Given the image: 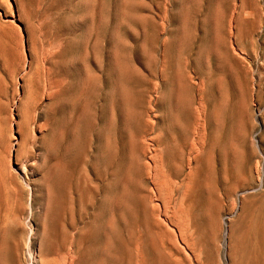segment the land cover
Listing matches in <instances>:
<instances>
[{
	"label": "rangeland",
	"instance_id": "1",
	"mask_svg": "<svg viewBox=\"0 0 264 264\" xmlns=\"http://www.w3.org/2000/svg\"><path fill=\"white\" fill-rule=\"evenodd\" d=\"M6 1L8 12L16 18L12 23L16 33L9 38L0 34V161L4 163L6 158L0 185V264H33L32 256L37 254L43 264H151L147 241L158 237V230L153 221L144 224L138 200L141 186L150 191L154 188L156 163L168 185L178 187L170 206L176 203L182 222L190 213L198 214L193 226L200 233L206 227L202 212L207 206L216 212L220 202L224 219L221 241L226 223L239 231L240 209L232 186H238L239 191L243 181L257 182L256 159H249L248 148L243 147L241 158L228 156L222 166L219 150L213 148L211 170L205 168L202 158L195 164L191 143L185 144L179 128L171 124V117L178 116L180 124H187L194 134L198 123L195 110L188 117L178 111L177 95L172 93L176 84L173 73L179 67L186 70L192 106L196 109L200 102L205 110L221 116L228 128L226 137L236 131L241 120L239 111L231 115L230 102L240 103L244 97L264 127V0H97L102 20L101 40L95 52L97 67L92 57L85 60L98 83L90 96L89 109L84 108V97L73 107L64 103L79 92L81 83L83 64L79 58L87 25L83 27L74 19L85 12V0ZM120 7L125 12L121 16ZM1 13L0 8V18ZM181 26L187 39L176 51L174 37ZM114 32L123 44L114 46L110 42ZM211 46L214 53L208 57ZM117 61L134 67L135 74L117 78L112 69ZM230 68L237 72L238 83ZM47 100L55 104L40 112ZM109 102L115 117L106 128ZM133 109L135 117L128 119V111ZM36 113V126L26 130L23 120L30 116L25 120L31 122ZM75 115L79 116L76 126ZM57 125L66 137L64 155L49 154L36 175L23 173L37 149L35 140L40 144V127L49 130L57 129ZM24 134L25 145L20 146ZM178 165L182 169L175 174ZM52 168L55 202L46 219L48 238L40 246L39 229L46 213L42 177ZM127 170L132 210L106 212L103 197L116 179L121 182L119 187L122 185ZM207 182L214 191L211 195L202 192ZM26 184H31L32 192ZM122 190L120 187L121 195ZM154 202L158 203L156 199ZM241 205L246 210L257 209V199L242 200ZM122 211L124 216L120 218ZM108 219L113 222L114 234H95V226ZM166 227L176 239L181 256L189 262V252L175 237L176 230ZM2 228L6 229L3 234ZM79 229L81 236L75 242ZM108 236L111 249L103 254ZM235 240L237 243V235ZM201 259L205 264V258Z\"/></svg>",
	"mask_w": 264,
	"mask_h": 264
},
{
	"label": "bare ground",
	"instance_id": "2",
	"mask_svg": "<svg viewBox=\"0 0 264 264\" xmlns=\"http://www.w3.org/2000/svg\"><path fill=\"white\" fill-rule=\"evenodd\" d=\"M82 5L85 8V12L80 18L74 19V22L79 23L83 27H85V24L87 25V27H85V33H83L81 54H80L81 56L79 58L81 64H83V68H81V73H82L81 83L78 88L79 92H77L73 97L66 99L64 103L67 106L73 107L76 103L80 101L82 97H84V108L89 109V105L91 102L90 96L95 90L98 83H97V75L94 73L92 68H88L85 65V60H88L90 57H92L94 60V65L97 67L98 59L95 55V52L101 40V34H99V30L102 20L100 17H98L101 5L100 2H98L97 0H85ZM0 8L2 9V13H1L2 20L0 18V34L3 37H7V38L12 37V34L16 33L15 25H13L14 24L13 22L15 21L16 18L13 14L8 12L9 5L6 0H0ZM94 11H96L95 15H97V17L93 20L92 16L94 14ZM119 13L120 16L122 14L123 15L125 14L123 8L120 7ZM83 18L84 20H86V22H83ZM119 24L121 25L122 21L119 22ZM186 39H187V33L184 31L183 26H181L180 28H178L176 32V36L174 37V40L176 42V51L182 48V45ZM110 42H112L114 46H118L119 44L122 43L121 39L116 35L115 32L111 36ZM52 50L53 49H51V51ZM207 51L208 52L206 53V55L208 57L214 53L212 46L209 47ZM49 54H50V50H49ZM117 62H115V64H117ZM208 64L209 63L206 60L204 62V65L207 66ZM23 65L25 66V64ZM112 69L113 72L116 73L117 75L116 77L119 79L131 77L132 75L135 74L134 67L132 69L125 62L122 64L119 63L118 65L115 66V68ZM229 72L231 76H233L236 80L237 72H235V70L232 68L229 69ZM173 74L176 79V84H174L175 88L172 90V93L175 92L177 95L176 97H177L178 111L182 112L185 115V117H188L190 116V114L193 113L192 111L195 110L198 118V123H196L195 126L196 127L195 132L194 134H191V132H189L187 124L186 125L180 124L178 116L171 117L172 126L179 128V131L181 132L185 140V144L191 143L190 144L191 150H193V153L191 154V159L194 160L195 164L198 163L199 158H202V162L205 165V168L209 170L211 168L210 164L212 166V163H210V161L212 160L213 148L215 149L217 148V150H219L221 165L225 166L226 162L228 161V156L233 160L241 158L244 153L243 147H247L248 158L256 159L257 166L255 165V168H258L257 177H259V179L257 178L258 180L257 182H255L253 180L247 181L245 178L247 182L243 181L242 188L239 191H236L238 190L237 189L238 186L237 187L232 186L236 194L235 197H237L239 203L240 211H237L238 214L237 221L240 227L238 231V229L235 230V225L232 224L229 225V223H226V225L223 224L225 225L224 226L225 238L223 241H221L222 223H223L222 220H224L222 219V209H223L222 204L220 202L217 203L216 212H212V210L210 209L211 207L208 208V206L207 208L204 209L202 214L206 222V227L203 230H200V233L196 232L193 224L197 219H199L198 214L190 213L184 222L181 221L179 215L180 211L178 208H176V203L175 202L173 203L172 201L173 206H170L171 200H173V198L175 197L174 194L175 192H177L178 187L168 185L165 178L161 175L160 167L156 163L154 165V175H153L154 188L151 189L150 191L147 189V187L144 186L142 187L141 184L140 185L141 191L138 200V204L140 208L142 207L141 209L143 210V212L141 213L143 214L142 217L144 224L148 225L150 221H153L155 227L158 230V237L155 238L149 237L147 241L148 243L147 248L150 251L152 257L151 264H203L201 259L202 256L205 258V264H264V127L260 125L259 118L253 113V109L249 104L248 98L244 97L240 103H237V101L230 102L231 115L236 111H239V113L241 114L240 115L241 120H240V124L237 125L236 127V131L232 133L231 131L232 129H231L230 130L231 133H229L228 136L226 137L225 134L227 133L228 128L226 127L224 121H222L221 116H219L218 114H213L211 112V109L209 108L205 110L200 102L197 104L198 107L196 109H194V107L192 106V98L188 97L189 87L191 86L186 70L184 68L179 67L175 70ZM218 81L219 79L218 80L216 79L215 81V87L217 89L219 88ZM236 82L238 83L237 80ZM237 88L240 89V86L237 85ZM122 92L124 97L127 98L128 93L125 88L122 89ZM47 96L52 97V94H49ZM54 104H55L54 100L45 101V103L41 105L40 112H45L46 110L51 108V105ZM108 108H109V116H108L106 128H108L114 122V117H115L111 102L108 103ZM133 111L135 112L134 109L132 111L131 110L128 111V119H131L133 116L135 117ZM37 114L38 113L34 115L31 122H27L25 120L26 118L29 119L30 116L26 117L23 120V124L26 130L32 128V126H36V123L39 120ZM75 116L76 117H74L73 124L76 126V122L79 116L78 115ZM40 128H41L40 137H39L40 144L38 140H35V142H37L36 145L37 149L35 150L33 157L30 158V160L28 161L29 169L23 167L22 169L23 173H27V171H29L31 173L30 175H36L39 169L42 167L45 158L49 154L63 156L64 153L66 152V148H67L66 137L64 132L59 129L58 125H57V129L56 127L53 128L49 127V130L48 128H46L47 130H45L43 129L42 126ZM255 130L257 132H255ZM20 139H21L19 141L20 146L25 145L24 142L26 139V135L25 134L22 135ZM106 143H107V139L105 140L104 145H106ZM136 158L138 159L139 157ZM5 159H4V163L6 164ZM131 160L132 158H130L129 160L130 165L132 162ZM4 163L3 161H0V185L2 183V179H4L3 170L6 168ZM181 169L182 168L179 165L176 166L175 174L179 173ZM196 170L197 169L194 168L195 172ZM48 172H47L48 174L46 173L47 175L42 177V181H43L42 183L44 184L45 195H46V203H45L46 213H45V222L41 223L39 229L40 241L38 240L39 241L38 244H40V246L48 238L49 229L46 225V219L48 214H50V212L53 210L54 202H55L54 185L51 182L53 175L55 173V169L52 168ZM9 176H13L11 172L9 173ZM122 178H123L122 185H120V187H122V189L124 188V191L122 190L123 194L121 195V193L119 192V188H120L119 184L121 182L119 179H116L115 181H113L112 190L109 193H106L103 197L102 204H103V209L106 212L113 211L116 214V212H119L120 209L122 208L123 210H125L124 212H129L132 210L130 203L131 193L128 188L129 184L131 183L130 170L124 177L122 176ZM241 178L244 177L241 176ZM26 185L30 188L31 190L30 192H32L31 184H26ZM212 189L213 188L209 185V183L202 185V192L205 194L211 195V193L214 192L212 191ZM209 197L210 196L206 197V199L208 198L209 200ZM153 199H156V201H158L159 204L156 202L153 203ZM247 199H250L252 201L254 199H257V209L246 210L243 207V205H241V202L242 200H247ZM213 201L214 200H212V202ZM123 216L124 213L122 211V214L119 217L122 218ZM231 216L233 215H230L229 217ZM161 217L162 218L164 217V224L161 221L162 219ZM165 224L166 226H169L176 230L175 237H177V239L185 245L186 250L189 252L190 259L187 257L189 259V262L186 258L181 256V251L178 248V246L175 244L176 239L174 240L173 234H171L168 231ZM5 230H6L5 228H2L1 234H3ZM105 231H108L109 235L114 234V227L111 219L106 220V222H104L99 226H95V229L93 230V232L98 236L100 234L102 235L106 233ZM81 232L82 230L79 229L76 235L75 242L79 241ZM236 235L238 236L237 243L235 240ZM106 238H107V244L102 249L103 254H107L108 250L111 249V242L109 236ZM197 239L199 240V242L197 241ZM29 241H32V235L29 238ZM142 247H146V243L145 244L143 243ZM0 252L2 253L3 250H1ZM32 257H33L32 258L33 264H43L40 261V257L38 256V254L36 255V257L34 256Z\"/></svg>",
	"mask_w": 264,
	"mask_h": 264
}]
</instances>
